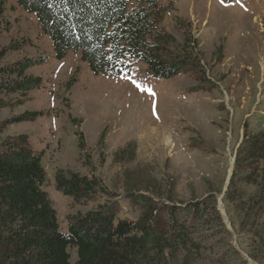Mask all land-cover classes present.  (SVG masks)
<instances>
[{
    "label": "rangeland",
    "instance_id": "1",
    "mask_svg": "<svg viewBox=\"0 0 264 264\" xmlns=\"http://www.w3.org/2000/svg\"><path fill=\"white\" fill-rule=\"evenodd\" d=\"M223 1L159 0V28L176 39L183 32L193 38L201 61L196 70L159 80L137 62L126 76H96L78 54L55 59L35 17L16 0H4L0 43L22 45L5 61L42 60L25 71L42 82L7 98L0 122L11 123L2 137H28L41 157L43 190L64 232L71 217L90 211L136 220L141 210L128 198L130 192L134 198L156 192L163 200V192L170 190L186 200L210 187L220 191L217 208L239 264H264L248 258V236L232 228L223 204L243 133L264 129V0ZM32 113L40 115L12 122ZM192 130L201 140L197 148L189 141ZM127 144L133 153L115 162L114 154ZM57 173H76L96 186L73 201L55 189ZM69 252L74 261L75 250Z\"/></svg>",
    "mask_w": 264,
    "mask_h": 264
},
{
    "label": "trees",
    "instance_id": "2",
    "mask_svg": "<svg viewBox=\"0 0 264 264\" xmlns=\"http://www.w3.org/2000/svg\"><path fill=\"white\" fill-rule=\"evenodd\" d=\"M238 0H227L231 4ZM33 15L40 32L52 43L54 57L79 55L94 75L126 76L132 64H144L146 74L170 80L201 61L193 38L181 39L159 28V0H16ZM5 8L0 0V16ZM25 44V43H24ZM22 46V45H21ZM18 43H0V110L7 98L41 86L27 68L40 59L5 61ZM40 113L14 118L34 121ZM7 121L0 122V264H239L231 248V235L217 208L219 190L208 187L200 196L177 199L174 192L127 196L140 206L136 220L114 213L90 211L71 217L60 229L51 201L43 190L45 172L41 157L26 135L2 137ZM191 131L193 147L201 144ZM104 135L99 138L102 144ZM130 144V143H129ZM133 153L127 146L114 161ZM55 189L79 201L93 192L96 182L76 173L55 174ZM229 223L248 236L247 256L264 262V129L246 131L238 144L234 164L223 193ZM76 258L71 259L69 250ZM246 264V262H245Z\"/></svg>",
    "mask_w": 264,
    "mask_h": 264
},
{
    "label": "water",
    "instance_id": "3",
    "mask_svg": "<svg viewBox=\"0 0 264 264\" xmlns=\"http://www.w3.org/2000/svg\"><path fill=\"white\" fill-rule=\"evenodd\" d=\"M230 176H231V174H230ZM229 180H230V177L228 178L227 184H228ZM226 187H227V185H226ZM225 190H226V188H225ZM225 190H224V191H225Z\"/></svg>",
    "mask_w": 264,
    "mask_h": 264
},
{
    "label": "bare ground",
    "instance_id": "4",
    "mask_svg": "<svg viewBox=\"0 0 264 264\" xmlns=\"http://www.w3.org/2000/svg\"><path fill=\"white\" fill-rule=\"evenodd\" d=\"M256 21H257V19H256Z\"/></svg>",
    "mask_w": 264,
    "mask_h": 264
}]
</instances>
